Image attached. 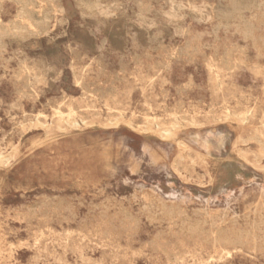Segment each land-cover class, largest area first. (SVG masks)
Returning <instances> with one entry per match:
<instances>
[{
	"label": "rangeland",
	"instance_id": "374dc122",
	"mask_svg": "<svg viewBox=\"0 0 264 264\" xmlns=\"http://www.w3.org/2000/svg\"><path fill=\"white\" fill-rule=\"evenodd\" d=\"M135 1L0 0V264H264V0Z\"/></svg>",
	"mask_w": 264,
	"mask_h": 264
},
{
	"label": "bare ground",
	"instance_id": "6f19581e",
	"mask_svg": "<svg viewBox=\"0 0 264 264\" xmlns=\"http://www.w3.org/2000/svg\"><path fill=\"white\" fill-rule=\"evenodd\" d=\"M32 1H33V0H25V2H24V6H28L29 3L32 2ZM133 1H135V0H133ZM138 1H139V0H138ZM141 1H142V0H140L139 2H141ZM167 1H168V0H167ZM229 1H230V0H229ZM135 2H136V1H135ZM139 2H136V3L138 4ZM168 2H170V0H169ZM187 2H188V1H187ZM209 2H210V1H209ZM59 3H60V2H59ZM218 3H219V2H218ZM223 3H224V2H223ZM19 4H20V3H19ZM137 4H136V5H137ZM147 4H148V3H147ZM186 4H187V3H186ZM258 4H259V3H258ZM84 5H85V4H84ZM138 5H139V4H138ZM138 5H137V6H138ZM201 5H202V4H201ZM230 5H231V4H230ZM244 5H248V7H249V5L254 6L252 0H243V1H241V2L235 0V1L233 2V5L230 6V7H232V8H231V12H233V13H237V12L240 13L239 11H241V10L245 7ZM217 6H218V5H217ZM127 7H128V6H127ZM139 7H140V6H139ZM166 7H167V6H166ZM208 7H209V4H208ZM208 7H207V8H208ZM215 7H216V6H215ZM85 8H86V7H85ZM225 8H226V7H225ZM258 8H259V7H258ZM258 8H257V9H258ZM263 8H264V7H263ZM83 9H84V8H83ZM127 9H128V8H127ZM137 9H138V8H137ZM139 9H140V8H139ZM148 9H149V8H148ZM162 9H163V7H162ZM209 9H211V8H209ZM21 10H22V9H21ZM211 10H212V9H211ZM211 10H210V11H211ZM215 10H216V9H215ZM245 10H246V9H245ZM263 10H264V9H263ZM87 11H88V10H87ZM131 11H132V9H131ZM227 11H228V10H227ZM229 11H230V10H229ZM229 11H228V12H229ZM248 11H249V10H248ZM151 12H152V11H151ZM157 12H158V11H157ZM219 12H222V10L219 11ZM219 12H218V13H219ZM242 12H244V11H242ZM17 13H18V12H17ZM80 13H81V12H80ZM190 13H192V12L190 11ZM213 13H214V12H213ZM238 13H237V14H238ZM136 14H137V13H136ZM136 14H135V15H136ZM222 14L224 15V13H222ZM36 15H37V14H36ZM133 15H134V14H133ZM139 15H140V14H139ZM139 15H138V16H139ZM157 15H159V14H157ZM190 15H191V14H190ZM192 15H193V14H192ZM194 15H196V14L194 13ZM194 15H193V16H194ZM200 15H201V14H200ZM203 15H204V14H203ZM226 15H227V14H226ZM226 15H225V16H226ZM229 15H231V14L229 13ZM121 16L123 17V15H121ZM163 16H164V14L162 15V17H163ZM215 16L217 17V15H215ZM19 17H21V18L24 20V24L22 25L21 28H20L18 25H16V27L14 28L15 31L18 30L19 28L22 29V28L32 27L33 24L46 25V24L48 23V20H49V16H48L46 13H42L40 17L35 18V17L33 16L32 12H31V11H27V10H24L23 13H21V16H19ZM83 17H84V16H83ZM165 17H167V16H165ZM194 17H195V16H194ZM202 17H203V16H202ZM223 17H224V16H223ZM226 17H227V16H226ZM250 17H251V16H250ZM86 18H87V17H86ZM124 18H126V17L124 16ZM128 18H129V17H128ZM200 18H201V17H200ZM203 18H204V17H203ZM219 18H220V17H219ZM219 18H218V19H219ZM221 18H222V17H221ZM104 19H105V18H104ZM135 19H138V17H135ZM139 19H140V18H139ZM193 19H196V18H193ZM198 19H199V18H198ZM201 19H202V18H201ZM229 19H230V18H229ZM250 19H251V18H250ZM224 20H225V18H224ZM251 20H252V19H251ZM90 21H91V19H90ZM107 21H108V20H107ZM166 21H167V20H166ZM192 21H193V20H192ZM222 21H223V20H222ZM244 21H245V20H244ZM246 21H247V20H246ZM168 22H169V21H168ZM202 22H203V21H202ZM217 23H218V22H217ZM224 23H225V22H224ZM249 23H250V21H249ZM93 24H94V22H93ZM95 24H96V23H95ZM99 24H100V22H99ZM129 24L132 25L131 23H129ZM167 24H169V23H167ZM170 24H171V22H170ZM204 24H205V23H204ZM13 25H15V24H13ZM13 25H12V26H13ZM124 25H125V24H124ZM250 25H251V27H252V23H251ZM92 26H93V25H92ZM98 26H99V25H98ZM221 26H222V25H221ZM238 26H239V23H238ZM100 28H101V27H100ZM100 28H99V30H101ZM104 28H105V27H104ZM121 28H122V27H121ZM171 28H172V27H171ZM235 28H236V26H235ZM246 28H247V27H246ZM253 28H254V27H253ZM33 29H34V28H33ZM137 29H138V28H137ZM172 29H173V28H172ZM214 29H215V28H214ZM237 29L240 30V31H242V30H241L242 28L239 29V27H238ZM244 29H245V28H244ZM43 30H44V29H43ZM95 30H97V29H95ZM129 30H130V29H129ZM138 30H141V29H138ZM215 30H216V29H215ZM215 30H214V32L217 31V30H216V31H215ZM234 30H235V29H234ZM0 31H1V30H0ZM4 31H6V30H4ZM11 31H13V30L11 29ZM23 31H24V30H23ZM23 31H21V32H23ZM108 31H109V30H108ZM108 31H107V32H108ZM143 31H144V30H143ZM145 31H146V30H145ZM6 32H7V31H6ZM19 32H20V31H19ZM159 32H160V31H159ZM174 32H175V31H174ZM205 32H207V31H205ZM222 32H223V30H222ZM245 32H247V30H246ZM257 32H258V31H257ZM261 32H262V31H261ZM14 33H15V32H14ZM24 33H25V32H24ZM34 33H35V32H34ZM103 33H104V32H103ZM110 33H111V31H110ZM110 33H109V34H110ZM125 33H126V31H125ZM175 33H176V32H175ZM196 33H198V32H196ZM203 33H204V32H203ZM233 33H234V31H233ZM233 33H232V34H233ZM250 33H252V32H250ZM250 33H249V34H250ZM6 34H7V33H6ZM19 34H20V33H19ZM21 34H22V33H21ZM30 34H32V33H30ZM147 34H148V33H147ZM183 34H185V32H184ZM183 34H182V35H183ZM200 34H201V33H200ZM204 34H205V33H204ZM213 34H214V33H213ZM236 34H237V31H236ZM238 34H239V33H238ZM253 34H254V33H253ZM28 35H29V34H28ZM125 35H126V34H125ZM132 35H134V34L132 33ZM154 35H155V34H154ZM160 35H161V34H160ZM214 35H215V34H214ZM233 35H235V34H233ZM241 35H242V33H241ZM241 35H240L239 37H241ZM247 35H248V32H247ZM247 35L245 34L244 36H247ZM5 36H6V35H5ZM108 36H109V35H108ZM178 36H179V35H178ZM196 36H197V35H196ZM198 36H199V35H198ZM204 36H206V35H204ZM225 36H226V35H225ZM251 36H252V35H251ZM150 37H151V36H150ZM150 37H149V39H151ZM180 37H181V35H180ZM180 37H179V38H180ZM192 37H193V36H192ZM200 37H201V36H200ZM209 37H210V36H209ZM215 37H217V36L215 35ZM232 37H233V36H232ZM248 37H250V35H249ZM248 37H247V38L245 37V38L248 39ZM130 38H131V37H130ZM145 38H146V37H145ZM182 38H183V37H182ZM195 38H196V37H195ZM225 38H226V37H225ZM14 39H15V38H14ZM106 39H108V38H106ZM133 39H134V36H133ZM147 39H148V38H147ZM147 39H146V40H147ZM191 39H192V38H191ZM200 39H201V38H200ZM214 39H215V38H214ZM229 39H230V38H228L227 40H229ZM254 39H255V38H254ZM0 40H1V38H0ZM118 40H119V38H118ZM123 40H124V37H123ZM134 40H135V39H134ZM189 40H190V39H189ZM201 40H202V39H201ZM201 40H200V41H201ZM242 40H243V39H242ZM251 40H252V39H251ZM255 40H256V39H255ZM20 41H22V40L20 39ZM81 41H82V40H81ZM119 41H121V40H119ZM147 41H148V40H147ZM149 41H150V40H149ZM186 41L188 42V40H186ZM191 41H193V40H191ZM215 41H216V40H215ZM238 41H239V40H238ZM252 41H253V40H252ZM257 41H258V40H257ZM257 41H255V42L258 43L260 40H259L258 42H257ZM261 41H262V40H261ZM115 42H117V41H115ZM121 42H122V41H121ZM132 42H133V41H132ZM138 42H139V41H138ZM141 42H142V41H141ZM143 42H144V41H143ZM228 42L232 43L231 41H228ZM262 42H263V41H262ZM46 43H48V42H46ZM206 43H207V42H206ZM214 43H215V42H214ZM214 43L212 42V44H214ZM230 43H229V45H230ZM259 43H260V42H259ZM123 44H124V42H123ZM123 44L121 43V45H123ZM134 44H135V43H134ZM136 44H138V43H136ZM208 44H209V43H208ZM235 44H236V43H235ZM235 44L233 43V44H231V45H235ZM71 45H72V44H71ZM117 45H118V44H117ZM203 45H204V44H203ZM246 45H247V44H246ZM246 45H245V46H246ZM254 45H255V43H254ZM6 46H7V45H6ZM50 46H51V44H50ZM50 46H49V47H50ZM81 46H82V45H81ZM119 46H120V45H119ZM123 46H124V45H123ZM125 46H126V44H125ZM125 46H124V47H125ZM195 46H197V45L195 44ZM224 46H225V45H224ZM257 46H258V44H257ZM0 47H1V46H0ZM51 47H52V46H51ZM95 47H96V46H95ZM185 47H186V46H185ZM185 47H184V48H185ZM208 47H209V46H208ZM233 47H234V46H233ZM241 47H243V46H241ZM112 48H113V47H112ZM120 48H121V46H120ZM131 48H132V47H131ZM138 48H139V47H138ZM186 48H188V46H187ZM202 48H203V47H202ZM205 48H206V47H205ZM230 48H231V47H230ZM68 49H69V48H68ZM123 49H125V48H123ZM176 49H177V48H176ZM213 49H214V48H213ZM233 49H234V48H233ZM239 49H240V48H239ZM246 49H247V48H246ZM255 49H256V47H255ZM255 49H254V50H255ZM69 50H70V49H69ZM73 50H75V49H73ZM181 50H182V49H181ZM214 50H215V49H214ZM237 50H238V49H237ZM241 50H242V49H241ZM155 51H156V48H155ZM172 51H173V50H171V52H172ZM216 51H217V50H216ZM227 51H228V49H227ZM227 51H226V53H227ZM230 51H231V50H230ZM238 51H239V50H238ZM238 51H237V52H238ZM243 51H244V50H243ZM260 51H261V49H260ZM120 52H121V51H120ZM178 52H179V51H178ZM244 52H245V51H244ZM257 52H259V51H257ZM92 53H93V52H92ZM109 53H110V52H109ZM179 53H180V52H179ZM186 53H187V52H186ZM230 53H232V52H230ZM230 53H229V54H230ZM235 53H236V52H235ZM260 53H261V52H260ZM90 54H91V53H90ZM120 54H121V53H120ZM129 54H130V53H129ZM183 54H184V53H183ZM261 54H262V53H261ZM74 55H75V54H74ZM102 55H103V54H102ZM121 55H122V54H121ZM224 55H225V53H224ZM226 55H227V54H226ZM234 55H235V54H234ZM257 55H258V54H257ZM257 55H255V56H257ZM93 56H94V55H93ZM137 56H138V55H137ZM160 56H161V55H160ZM205 56H206V54H205ZM213 56H214V55H213ZM222 56H223V55H222ZM229 56H231V54H230ZM120 57H121V56H120ZM138 57H139V56H138ZM172 57H173V56H172ZM244 57H245V56H244ZM257 57H258V56H257ZM257 57H256L255 59H257ZM259 57H260V56H259ZM261 57H262V56H261ZM26 58H27V57H26ZM134 58H135V57H134ZM223 58H225V56H223ZM229 58H230V57H229ZM27 59H28V58H27ZM87 59H88V58H87ZM137 59H138V58H137ZM176 59H177V58H176ZM179 59H180V58H178V60H179ZM230 59H231V58H230ZM189 60H190V59H189ZM226 60H227V59H226ZM257 60H258V59H257ZM204 61H205V60H204ZM223 61H224V59H223ZM230 61H231V60H230ZM230 61H229V63H230ZM244 61H246V60H244ZM244 61H243V62H244ZM236 62H237V61H236ZM240 62H241V61H240ZM71 63H72V62H71ZM120 63H121V62H120ZM187 63H188V62H187ZM191 63H192V62H191ZM231 63H232V61H231ZM247 63H249V62H247ZM162 64H163V63H162ZM168 64H169V63H168ZM168 64H167V65H168ZM240 64H241V63H240ZM121 65H122V63H121ZM167 65H166V66H167ZM169 65H170V64H169ZM237 65H238V64H236V66H237ZM248 65H249V64H248ZM252 65H253V64H252ZM166 66H165V67H166ZM232 66H233V65H232ZM243 66H244V65H243ZM243 66H242V68H243ZM249 66H250V65H249ZM167 67H168V66H167ZM226 67H228V66H226ZM237 67H238V66H237ZM250 67H251V66H250ZM250 67H249V68H250ZM54 68H55V67H54ZM223 68H225V66H224ZM228 68H229V67H228ZM254 68L256 69V66H255ZM257 68H258V67H257ZM234 69H236V67H235ZM238 69H240V68H238ZM255 69H254V70H255ZM251 70H252V69H251ZM206 71H207V70H206ZM230 71H231V70H230ZM45 72H46V71H45ZM45 72H44V73H45ZM72 73H73V72H72ZM38 74H39V73H38ZM59 74H60V73H59ZM59 74H58V75H59ZM158 74H159V73H158ZM230 74H231V73H230ZM27 75H28V74H27ZM48 76H49V75H48ZM51 76H54V75H51ZM256 76H257V75H256ZM254 77H255V75H254ZM217 80H218V79H217ZM50 82H51V81H50ZM153 82H154V81H153ZM28 83H29V81H28ZM221 83H222V82H221ZM148 84H149V83H148ZM222 84H223V83H222ZM52 85H53V84H52ZM179 85H180V84H179ZM263 85H264V84H263ZM27 86H28V85H27ZM222 87H223V86H222ZM222 87H221V89H222ZM263 87H264V86H263ZM80 88H81V87H80ZM219 88H220V85H219ZM30 89H31V88H30ZM49 89H50V88H49ZM141 91H142V90H141ZM18 92H19V91H18ZM176 92H178V91H176ZM219 92H222V91L219 90ZM24 95H25V94H24ZM103 96H104V95H103ZM248 98H249V97H248ZM157 99H158V98H157ZM39 104H40V103H39ZM182 105H183V104H182ZM147 106H148V105H147ZM220 106H221V105H220ZM149 107H150V106H149ZM70 108H71V107H70ZM87 109H88V108H87ZM212 109H213V108H212ZM249 112H250V111H249ZM56 114H57V113H56ZM139 117H140V116H139ZM172 117H173V116H172ZM14 118H15V117H14ZM68 118H69V116H68ZM153 118H155V117H153ZM232 118H233V117H232ZM228 119H229V118H228ZM228 119H227L226 121H228ZM69 120H70V119L64 120V121H65V124H68ZM192 121H193V120H192ZM193 122H194V121H193ZM195 122H196V121H195ZM127 124H128V123H127ZM127 124H126V125H127ZM22 126H23V125H22ZM22 126H21V127H22ZM156 126H157V125H156ZM177 126H178V125H177ZM24 127H25V126H24ZM128 127H129V126H128ZM135 127H136V126H135ZM174 127H175V126H174ZM193 127H194V126H193ZM130 128H131V127H130ZM158 128H159V127H158ZM133 130H134V129H133ZM213 130H214V129H213ZM165 133H166V134H169V131H166ZM170 133H171V132H170ZM260 136H261V135H260ZM167 137H168V136H167ZM255 138H256V136H255ZM257 138H258V137H257ZM251 139H252V138H251ZM251 139L249 138V140H251ZM169 140H170V139H169ZM170 141H171V140H170ZM246 141L248 142V140H246ZM172 142H173V141H172ZM18 144H19V143H18ZM246 144H247V143H246ZM259 144H260V143H259ZM4 146H5V145H4ZM12 149H13V148H12ZM154 154H155V153H154ZM154 154H153V155H154ZM257 155H258V154H257ZM8 157H9V156H8ZM200 157H201V155H200ZM202 157H203V155H202ZM202 157H201V158H202ZM2 159H4V157H3L2 155H0V161H1ZM8 161H9V160H8ZM8 161H7V162H8ZM157 161H158V160H157ZM204 162H205V161H204ZM204 162H203V163H204ZM173 164H174V163H173ZM178 177H179V176H178ZM133 191H134V190H133ZM142 195H143V194H142ZM152 196H154V195H152ZM45 198H46V197H44V199H45ZM57 198H58V197H56V199H57ZM259 198H260V200H261V197H259ZM48 199H49V198H48ZM48 199H47V200H48ZM52 199H53V198H52ZM47 200H45V201H47ZM124 200H125V199H124ZM263 201H264V200H263ZM39 202H40V200H39ZM65 202H66V201H65ZM138 202H139V201H138ZM42 203H43V201H42ZM48 203H49V202H48ZM60 203H61V201H60ZM66 203H67V202H66ZM35 204H36V202H35ZM57 204H59V203H57ZM67 204H68V203H67ZM143 204H144V203H143ZM40 205H41V204H40ZM55 205H56V204H55ZM262 205H263V204H262ZM36 206H38V205H36ZM52 206H53V205H52ZM94 206H95V205H94ZM144 206H145V205H144ZM144 206H143V207H144ZM255 206H256V205H255ZM26 207H27V206H26ZM32 207H33V205H32ZM32 207H31V208H32ZM47 207H48V206H47ZM56 207H57V206H56ZM95 207H96V206H95ZM104 207H105V206H104ZM256 207H257V206H256ZM33 208H34V207H33ZM123 208H124V207H123ZM157 208H158V207H157ZM169 208H170V207H169ZM171 208H172V207H171ZM171 208H170V209H171ZM18 209H19V208H18ZM28 209H30V208H28ZM38 209H39V208H38ZM40 209H42V208H40ZM144 209H145V208H144ZM165 209H166V207H165ZM183 209H184V208H183ZM255 209H256V208H255ZM31 210H32V209H31ZM45 210H46V209H45ZM55 210H56V208H55ZM121 210H122V209H121ZM157 210H158V209H157ZM200 210H201V209H200ZM205 210H206V208H205ZM205 210H204V211H205ZM40 211H41V210H40ZM40 211H39V212H40ZM170 211H171V210H170ZM192 211H196V210L193 209ZM217 211H218V210H217ZM254 211H255V210H254ZM33 212H34V211H33ZM46 212H47V210H46ZM125 212H126V211H125ZM171 212H172V211H171ZM181 212H182V211H181ZM197 212H198V211H197ZM34 213H35V212H34ZM105 213H106V212H105ZM201 213H202V212H201ZM203 213H204V212H203ZM47 214H48V213H47ZM71 214H72V213H71ZM170 214H171V213H170ZM170 214H169V215H170ZM184 214H185V213H183L182 215H184ZM206 214H207V212H206ZM209 214H210V213H209ZM217 214H218V213H217ZM221 214H222V213H221ZM40 215H41V214H40ZM42 215H43V214H42ZM59 215H60V214H59ZM186 215H187V214H186ZM198 215H199V214H198ZM31 216H32V214H31ZM33 216H34V215H33ZM126 216H127V215H126ZM97 217H99V216H97ZM188 217H189V216H188ZM188 217H187V218H188ZM231 217H233V216H231ZM237 217H238V216H237ZM73 218H74V217H73ZM254 218H255V217H254ZM25 219H26V218H25ZM25 219H24V220H25ZM29 219H31V218H29ZM63 219H64V218H63ZM65 219H66V218H65ZM100 219H101V218H100ZM107 219H108V217H107ZM222 219H223V218H222ZM229 219H230V218H229ZM24 220H23V221H24ZM82 220H83V219H82ZM146 220H147V219H146ZM243 220H244V219H243ZM196 221H197V220H196ZM199 222H200V221H199ZM199 222H198V223H199ZM51 223H52V222H51ZM89 223H90V222H89ZM192 223H194V222H192ZM198 223H197V224H198ZM206 223H207V222H206ZM213 223H214V222H213ZM132 224H133V223H132ZM150 224H151V223H150ZM181 224H182V222H181ZM185 224H186V223H185ZM185 224H184V225H185ZM210 224H212V222H211ZM215 224H216V223H215ZM215 224H214V225H215ZM204 225H205V224H204ZM214 225H213V227H214ZM223 225H224V224H223ZM247 225H248V224H247ZM119 226H120V225H119ZM197 226H198V225H197ZM197 226H195V227H197ZM216 226H217V225H216ZM219 226H220V225H219ZM248 226H249V225H248ZM252 226H253V225H252ZM190 227H191V226H190ZM199 228H200V227H199ZM201 228H202V227H201ZM201 228H200V230H202ZM214 228H215V227H214ZM168 229H169V228H168ZM250 229H251V228H250ZM259 230H260V229H259ZM203 231H204V230H203ZM253 231H254V230H253ZM168 233H169V232H168ZM187 233H188V232H187ZM66 234H67V232H66ZM40 235H41V234H40ZM135 235H136V234H135ZM212 235H213V234H212ZM248 235H249V234H248ZM254 235H255V234H254ZM254 235L252 234V236H254ZM35 236H36V235H35ZM154 236H155V235H154ZM168 236H169V234H168ZM252 236H251V237H252ZM183 237H184V236H183ZM213 237H214V236H213ZM242 237H243V236H242ZM247 237H249V236H246V238H247ZM172 238H173V237H172ZM206 238H207V237H206ZM253 238H254V237H253ZM175 239H176V238H175ZM247 239H248V238H247ZM33 240H34V239H33ZM152 240H153V239H152ZM172 241H173V240H172ZM176 241H177V240H176ZM214 241H215V240H214ZM250 241H251V239H250ZM258 241H259V240H258ZM34 242H35V241H34ZM151 242H152V241H151ZM153 242H154V241H153ZM153 242H152V243H153ZM253 242H254V241H253ZM262 243H263V242H262ZM146 244H148V242H146ZM155 244H156V243L154 242V245H155ZM157 244H158V243H157ZM170 244H171V243H170ZM263 244H264V243H263ZM214 245H215V244H214ZM223 245H224V244H223ZM243 245H244V244H243ZM253 247H254V246H253ZM241 251H242V250H241ZM263 251H264V250H263ZM252 253H253V252H252ZM253 254H254V253H253ZM230 255H231V254H230ZM254 255H255V254H254ZM181 258H182V257H181ZM212 258H213V257H212ZM263 258H264V257H263Z\"/></svg>",
	"mask_w": 264,
	"mask_h": 264
}]
</instances>
